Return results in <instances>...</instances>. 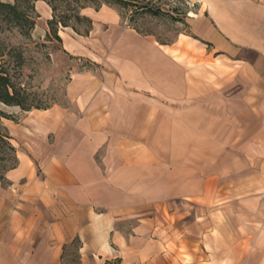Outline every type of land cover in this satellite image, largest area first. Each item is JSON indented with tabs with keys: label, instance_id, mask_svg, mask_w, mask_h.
Segmentation results:
<instances>
[{
	"label": "rangeland",
	"instance_id": "rangeland-1",
	"mask_svg": "<svg viewBox=\"0 0 264 264\" xmlns=\"http://www.w3.org/2000/svg\"><path fill=\"white\" fill-rule=\"evenodd\" d=\"M211 1H219L232 15L238 8L244 9L246 14L256 12L254 7L259 0H154V6L164 14L158 17L142 14L133 21L132 13L121 15L114 8L117 18L112 17L113 12L106 6L98 14L94 9L84 10L83 14L93 21L90 34L79 35L72 29L60 27L61 41L48 38L52 10L43 0L34 4L39 17L29 37L18 29L1 25L0 42L13 56L9 69L14 82L27 91L34 103L46 108L25 112L18 107L0 106L10 117L2 118L0 124L8 130L18 158L28 162L26 170H31L38 181L45 183L48 165L64 151L63 147H70L61 154L69 162L74 143L83 145L85 153L89 151L88 126L83 123L85 109L95 94L106 91V77L111 71L106 57L126 33H142L146 36H141L153 42L172 46V50L164 49L188 67L210 62L215 57L213 53L206 59V51L212 52L211 44L193 41L197 37L192 30L204 20V11L212 6ZM83 31L81 29V33ZM19 54L22 55L20 63L14 58ZM242 57L253 61L257 54L245 52ZM223 61L228 62L226 58ZM213 63L214 67L224 69L222 63ZM171 127L164 122L161 131L155 133L154 151L159 153L158 162L142 165L141 172L133 171L131 166L129 170L122 167V159L115 154L122 150L114 144L124 138L142 140L140 138L147 133L120 130L105 133L109 142L93 154L97 171L92 187L94 195L89 205L80 203L83 208L75 213V218L86 220L88 209L92 219H100L101 214L111 211L117 230L127 240L121 249L112 245L114 255L96 264H230L234 253H239L243 261L264 250V238L258 240L251 229L262 225L250 222L247 211L248 205L264 196L250 195L248 185L238 178L242 174L239 168L246 165L235 163L239 156L232 145L231 118L214 109L208 121L195 125L193 131H172ZM12 175H6V182L0 184L2 247L13 236L11 210L24 202L19 190L24 181L12 184ZM137 175L142 178H134ZM67 186L75 189L77 185ZM66 192L61 196L55 193V198L70 202L71 191ZM36 207L49 221L61 217V213L47 211L41 202ZM72 214L74 209L71 208L63 213L65 217ZM141 220L145 228L142 233L134 234ZM224 254L225 259L221 260L219 257ZM61 262H81L78 241L68 243Z\"/></svg>",
	"mask_w": 264,
	"mask_h": 264
},
{
	"label": "crops",
	"instance_id": "crops-1",
	"mask_svg": "<svg viewBox=\"0 0 264 264\" xmlns=\"http://www.w3.org/2000/svg\"><path fill=\"white\" fill-rule=\"evenodd\" d=\"M211 3L204 11V20L192 30L197 37L193 41L211 44L212 52L206 51V59L213 53L215 57L210 62L201 68L188 67L164 49L172 50V46L126 33L106 57L111 70L106 77V91L95 94L94 102L90 99L85 109L83 123L88 126L90 138L88 154L83 145L74 143L69 162L61 154L70 147H63L64 151L48 165L45 183L26 170L28 162L19 158L18 167L7 176L13 174L12 184L24 181L19 189L24 202L11 210L13 236L3 247L0 242V264H62L66 246L74 241L79 243V264H96L114 255L112 245L119 249L126 246L127 240L117 230L111 211L101 214L100 219H92L88 209L86 220L75 218V213L83 208L80 203L89 205L94 195L92 187L97 171L92 156L109 142L105 133L118 130L147 133L142 140L124 138L114 144L122 150L115 153L122 159V167L129 170L131 166L133 171L141 172L142 165L158 162L159 153L154 151L155 133L161 131L164 122L172 126V131H193L195 125L206 123L210 112L217 109L219 114L231 118L232 145L239 156L235 163L246 165L239 168L242 174L238 178L248 185L250 195L264 196V0L256 3L254 13L246 14L238 8L232 15L219 1ZM106 8L117 18L113 8ZM89 10L92 9L85 12ZM245 52L257 54L256 59L243 58ZM215 61L222 63L224 69L214 67ZM197 68L199 71H194ZM148 139L153 142L144 143ZM70 183L77 185L76 188H68ZM66 191H71L70 202L55 198V193L61 196ZM40 202L47 211L61 213V217L54 221L43 218L36 207ZM69 208L74 209V214L65 217L63 213ZM222 211L225 214L226 208ZM247 211L250 222L262 225L251 228L261 240L264 238V198L248 205ZM143 222L134 234L142 233ZM259 254L242 261L239 253H234L230 264H264V250ZM225 256L219 258L224 260Z\"/></svg>",
	"mask_w": 264,
	"mask_h": 264
},
{
	"label": "trees",
	"instance_id": "trees-1",
	"mask_svg": "<svg viewBox=\"0 0 264 264\" xmlns=\"http://www.w3.org/2000/svg\"><path fill=\"white\" fill-rule=\"evenodd\" d=\"M40 0H0V26L7 29H18L20 33L29 37L36 26L35 2ZM52 10V19L48 21L50 32L48 38L61 41L60 27L72 29L79 35L88 36L93 29L91 18L83 14L86 9L99 12L102 7L117 9L120 14L132 13L131 21L142 14L158 17L164 14L157 9L154 0H43ZM83 29V33H81ZM137 31V29L134 27ZM139 33V32H138ZM140 35H144L139 33ZM13 58L7 47L0 42V106L18 107L25 112L33 110H46L31 100L25 89L14 82V76L9 69V62ZM20 63L22 55L14 57ZM10 119L0 108V120ZM19 165L17 149L12 144L8 130L0 124V181L6 182V175Z\"/></svg>",
	"mask_w": 264,
	"mask_h": 264
}]
</instances>
